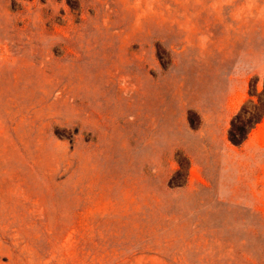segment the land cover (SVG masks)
Here are the masks:
<instances>
[{"label": "rangeland", "instance_id": "rangeland-1", "mask_svg": "<svg viewBox=\"0 0 264 264\" xmlns=\"http://www.w3.org/2000/svg\"><path fill=\"white\" fill-rule=\"evenodd\" d=\"M0 264H264V0H0Z\"/></svg>", "mask_w": 264, "mask_h": 264}]
</instances>
